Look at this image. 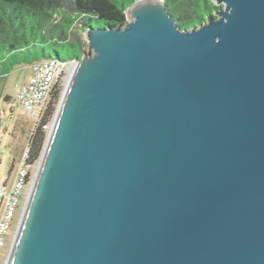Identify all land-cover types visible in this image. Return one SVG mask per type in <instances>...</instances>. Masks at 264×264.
Masks as SVG:
<instances>
[{
	"label": "water",
	"instance_id": "obj_1",
	"mask_svg": "<svg viewBox=\"0 0 264 264\" xmlns=\"http://www.w3.org/2000/svg\"><path fill=\"white\" fill-rule=\"evenodd\" d=\"M214 1L83 29L4 264H264V0Z\"/></svg>",
	"mask_w": 264,
	"mask_h": 264
},
{
	"label": "trees",
	"instance_id": "obj_2",
	"mask_svg": "<svg viewBox=\"0 0 264 264\" xmlns=\"http://www.w3.org/2000/svg\"><path fill=\"white\" fill-rule=\"evenodd\" d=\"M135 0H0V77L20 64L54 60L66 63L81 57L78 27H122L126 9ZM180 28L204 22L220 9L211 0H164ZM62 86L56 84L28 142L26 164L40 159ZM5 97L4 100H8Z\"/></svg>",
	"mask_w": 264,
	"mask_h": 264
},
{
	"label": "built area",
	"instance_id": "obj_3",
	"mask_svg": "<svg viewBox=\"0 0 264 264\" xmlns=\"http://www.w3.org/2000/svg\"><path fill=\"white\" fill-rule=\"evenodd\" d=\"M69 63L45 60L32 66L28 80L16 90V99L24 115L33 117L36 121L40 119L54 86L63 85ZM26 158L27 152L17 164L13 176L10 179L7 177L0 184V264L5 263V243L15 225L17 212L33 179V165H27Z\"/></svg>",
	"mask_w": 264,
	"mask_h": 264
},
{
	"label": "rangeland",
	"instance_id": "obj_4",
	"mask_svg": "<svg viewBox=\"0 0 264 264\" xmlns=\"http://www.w3.org/2000/svg\"><path fill=\"white\" fill-rule=\"evenodd\" d=\"M211 1L213 2L214 6L223 8V4H217L214 0ZM213 15H216L215 12ZM83 29L84 28L82 27L75 29L73 36H76L77 39H79L82 46V52L88 55L91 53V51L88 49V41ZM67 65L68 69L66 71V79L61 88V96L69 79L73 63L71 62ZM30 73L31 69L29 65L20 64L14 66L5 77H0V184H2V182L5 181L7 177L10 179L13 176L17 164L21 161L24 153L28 151V142L37 123L35 118L24 115L20 104L16 99V90L28 80ZM5 97H8L9 99L6 101L4 100ZM60 99L58 100L54 114L47 125L46 136L56 113ZM38 162L39 160L33 164V177ZM10 181L8 182L10 183ZM27 195L28 192L17 212L15 225L11 229L10 236L5 243V260L9 253Z\"/></svg>",
	"mask_w": 264,
	"mask_h": 264
}]
</instances>
